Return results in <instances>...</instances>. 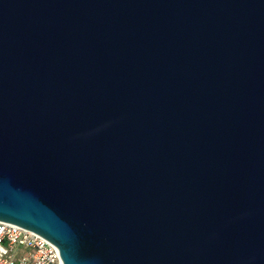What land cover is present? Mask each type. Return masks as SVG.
Segmentation results:
<instances>
[{
	"label": "water",
	"instance_id": "obj_1",
	"mask_svg": "<svg viewBox=\"0 0 264 264\" xmlns=\"http://www.w3.org/2000/svg\"><path fill=\"white\" fill-rule=\"evenodd\" d=\"M0 220L62 264H264V0H0Z\"/></svg>",
	"mask_w": 264,
	"mask_h": 264
},
{
	"label": "built area",
	"instance_id": "obj_2",
	"mask_svg": "<svg viewBox=\"0 0 264 264\" xmlns=\"http://www.w3.org/2000/svg\"><path fill=\"white\" fill-rule=\"evenodd\" d=\"M0 264H62L57 247L41 235L0 220Z\"/></svg>",
	"mask_w": 264,
	"mask_h": 264
}]
</instances>
